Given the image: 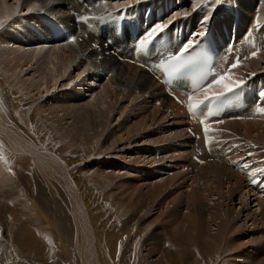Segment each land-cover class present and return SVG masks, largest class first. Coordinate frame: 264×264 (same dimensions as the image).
I'll return each mask as SVG.
<instances>
[{"label":"bare ground","instance_id":"1","mask_svg":"<svg viewBox=\"0 0 264 264\" xmlns=\"http://www.w3.org/2000/svg\"><path fill=\"white\" fill-rule=\"evenodd\" d=\"M120 1L122 0H104L103 3H100L98 5L97 2H94L93 4H91L92 0H77V2H75V0H15L16 3L15 4L12 3L13 6L12 5L10 6L11 3L9 4L8 0H0V19L1 17H3L4 19L5 16H9L10 14H12V12H14V14H17V10H19L20 12L22 10H27L26 14L29 17H32L34 15L46 14V15H49L48 19L50 20L49 24H47L46 22L44 23L42 21L43 19H40L39 21L34 22V24L40 25V29L38 31L33 30V33L35 36L32 33L31 39L36 40L38 42L37 44L43 47V49L40 50L39 53H36L37 51L23 52L24 50L22 51L23 49L22 47H20L21 50L16 49V48H11L10 45L16 46L18 43H20L19 41L21 40L15 41L14 39L15 37L10 35L9 33H8L9 37L5 36L1 38L2 40L1 44L3 43V45L8 46L7 49L8 50L10 49V50L9 51L6 49L1 50L0 58L1 60L4 61V63H8V69L11 71L12 73L11 75L16 76V72L18 71V68L20 67L19 66L16 68V65L21 64V63H25V65L30 66V68L34 67L33 71L35 68L38 69V71H40L38 78L36 77L35 79L33 76V79L27 82H24V83H30L31 85H34V86L29 87L28 89L29 90L32 88L39 89L37 91L40 94L43 92L42 90H40L41 87L42 86L46 87V91L48 95L51 93L50 92L51 90L49 88L57 90V91L58 89H61L64 91V89H68L70 87V84L72 82L74 83L76 81L74 84H72V85H75V88H73L71 92L67 91L66 94H64L63 96H59L58 94H53V93L50 94L49 96H51L50 98L52 99V101L49 105L46 104L49 107V109L47 108L46 105L44 106V104H42L40 105V111L44 112V109L47 108V110L50 111L49 113L54 115L58 110L51 109V108L55 106H58V105L63 106V107H60L62 111H65V109L66 110L70 109L71 111L68 112V115L71 116V119L69 120H72V121L70 122L68 119L66 120V122L68 121L66 124L69 126L67 128L63 125L64 127L62 130H64L63 132L64 139L67 141L69 140V143L71 145L77 146L78 150L80 149L82 152L88 148L89 152L91 153V154H87L88 156H91L94 153V157H95V149L97 148H100L99 149L100 152H104L102 151L104 149L105 151H107V154L104 155L106 157L100 160L89 162V163L86 162L87 160H84V161L81 160L82 157H80V159H75L76 162L74 163V166L75 167L80 166L78 170L77 181L73 179L72 177L73 173L70 171L69 166H67L68 163L66 161H62L60 158L61 163L58 164L56 162L55 164H58V165H55L54 162H52V160L51 161L49 160L50 158L47 159V157L43 155L42 156L39 155L41 156L39 157L38 154L34 152V154H37L35 155L36 161L41 166L40 172L43 173V175H46V173H50L52 177H56L57 175L56 178H59L58 176H60L61 178L63 177V180L66 183L65 186H67V188H69L68 190H70L73 193L72 198L70 197L72 199L71 207H72V213H73V222L76 223L75 225L76 229H81V231L80 230H77V231L81 232L82 234L84 231H86L85 234L86 236H88L87 230L93 229L92 230L93 235L89 233L92 235V237L89 238L90 240L88 239L87 241H85L86 250H84L85 243L83 241L81 242L79 240L80 243L78 244L80 245L79 247L76 246L78 247L77 253H79L81 260L82 261L88 260L89 263L94 262V259L92 260L90 256V254L92 253L91 245L92 246L95 245L96 240H97V235L99 233L95 234L92 222H91L92 227H90L89 225L90 221L88 220V215H86L85 210L83 209V205L81 206V201L83 203V199H84L81 196L82 195L86 196V192H85L86 186L84 185L85 184L84 177L86 175L88 176L87 179L91 177L88 181L93 182L95 184V189H96L95 191H98V189L100 191L102 189L100 186L103 183L105 184V182H107L106 185H108L110 188L111 182L113 183L118 179L123 180L125 175L129 174V169L126 170L127 168L126 164L128 163L126 159L129 154H126L125 152H123V150L128 148L130 145L132 146V144H129L126 141L127 143L126 142L124 143L125 145L122 146L121 151L120 149H118L119 147L118 143L122 142L123 140L122 138L125 135L128 134L130 138L135 139V141L138 140L139 142L144 137H148V135H144L145 131L151 128L153 124L161 120H164V123H165L164 133L168 134L169 143L167 147L165 148H160V149L157 148L158 151L162 154H165L166 156L170 152L169 154L170 157L171 156L176 157L175 158L177 159L176 165L179 166L178 164H180L179 169H181V171L182 169H185L186 164H188V159L191 158L192 152H193V155H195L197 158H199L200 156L197 151L191 149V144H192L191 137H189L186 134L183 128L184 121H185L183 114L181 113L180 109L177 108L178 106L174 104L167 95L164 94V92L161 89V86L158 85L155 81H153L152 78L149 75H147V73L144 72L143 70L133 65H130L129 63L126 64V63L120 62L117 60L115 56L111 54V50H114L122 58H131V56L128 55L127 53L128 50H125V52L121 55L122 51L119 50L117 47H114V46L105 47V43H111L112 45H116V42L119 41L117 38L116 30L120 28V25L116 26L114 25V23H109L108 21L114 20L116 17H121L119 19L122 22L123 14L126 13L128 17L127 19L128 25L132 27V31L129 32L128 36L133 41L132 39L133 36L141 30V27L137 25V21L140 19V15H139L140 10L145 7L148 10H150L152 7L156 8L157 3H161L163 5V12L164 13L168 12V16L170 15L171 11L174 10L175 12L173 16L171 15V17H169L168 19L166 18V22L164 24H169L170 21L175 20L170 25L172 30L179 29L180 31L183 32V27H185L189 32H192L195 29V25L191 23L193 22V18H195V20L196 19L199 20L205 17H209V18L213 17L215 15V12L222 9L223 6L225 7V4L227 3L228 0H221L220 4L213 3V0L209 2H206L208 0H194L193 5L197 3H199V5L204 4L208 7L209 12L207 14L202 13V14L192 15L191 17H189L190 15H187L185 17L184 14L181 12L180 18H178V13L181 11V8L178 9L179 7H177V4H176V7H173L174 4L170 2L169 0H140L139 3H137V0H126V2H121L119 4ZM146 2L148 4H146ZM230 2L231 4H235L236 6L235 8L236 17L239 22V26L237 27V29L240 32H241L242 27L250 24V19L253 17L258 7H260V13L258 16L261 17L264 14V0H231ZM86 3H87V6H85ZM184 4H185V1L182 0V7L184 6ZM91 6H95L94 10H89L88 7H91ZM71 9L78 10V14L81 13L83 15L97 16V17L103 16L105 17V19L103 21L89 20L86 24H84L78 21L75 15H71ZM110 9H113L114 11H108ZM225 9L229 10V8H225ZM109 15H111L112 17L108 18ZM233 19L234 18L232 15L225 16L224 14L223 18H219L218 16H215V19L213 21L214 30L216 29L218 33L221 36H223V33H224L223 27L225 26L227 28V31L230 32V29L233 28L232 26V24L234 23ZM14 22H16V19L15 21H13V23ZM158 22H161V19H158V18L155 19L153 24L158 23ZM8 26L10 25L8 24ZM79 31H84V33L88 34V35L86 34L87 35L86 40H84L83 38L85 34L78 33ZM14 32L16 33L15 35L20 37L21 35L19 32L23 33L24 30H20L19 32H16V31ZM67 36L71 38L73 37H80V38L75 39V43H72V42H69V40H66ZM138 37L139 36H136L135 39H137ZM80 39H82L83 41H80ZM8 40L11 42H9ZM94 42H99L102 48L101 52H98L97 50L92 48V43ZM29 48L30 47H28V49ZM138 49L139 48L136 47V52L134 53L133 56L139 57ZM27 56L29 57V60L26 59ZM263 64H264V52H262L259 55V58H250L247 63L244 62L240 67L232 71H235L241 76H248L249 72L262 73L264 72V67H262ZM2 65L1 67L3 68L4 66ZM35 66H38V67H35ZM20 71H22V69ZM74 71H76L77 73L75 74ZM93 74L95 75V78L98 80V82L99 81L102 82L100 86L99 84L90 81V80H94ZM15 78L18 79V76H16ZM65 83H68V84L65 85ZM59 85L61 86L60 88L57 87ZM83 86L90 88V90H87L88 92H85V90L83 89ZM92 86H95L96 88ZM97 89L100 90L99 94L95 95L94 97L92 94ZM90 92L91 94L87 97L91 96V98L94 97L95 99L91 100L89 103L84 101L83 96L81 97L80 95H78L79 93H83L84 95ZM46 97L48 99V96ZM66 98L68 100H66ZM83 102H85V104ZM68 103H72V104L67 105ZM121 104L125 106V109L121 108ZM1 115L2 114H0V116ZM116 115H120V118H123L124 116H126V118L128 119L130 117L139 118L136 126L134 125L132 126L131 129H127L126 130L127 133H125L123 137L120 139H117L116 137L118 135L117 133L124 131V130L120 129L119 128L120 125H119L118 126L119 130L116 131L115 130L116 127L113 128L112 122H111L112 116H116ZM2 125H3V121L0 120V133H1ZM122 125L123 124H121V127ZM229 127L233 131L235 130L236 134L237 133L241 134L244 137L251 138L252 141H254L252 142L253 147L250 146V149L257 148L258 146L259 148L264 147V124L263 123H260L257 121L242 122V121L235 120L234 122L229 123ZM3 128L5 130L6 126H3ZM12 137L14 138V134ZM148 138L150 139L149 142L152 143L151 144L152 146L150 148L148 147L145 149L148 151L149 156L152 157L151 159H155L156 157H153L154 152L151 151V149L156 148L155 147L157 146L156 142H159V140H158V137L156 136H151ZM9 140L12 143L13 147H16V148L18 147L17 143H14V141L11 139ZM241 140H243L242 137L240 138V141ZM245 140L249 142L247 139ZM80 147H83L84 150ZM20 149L21 147H19V151ZM30 149L25 148L26 152L25 151L22 152V154L23 153L25 154L19 157L21 158L19 160L24 161V160L29 159L31 160V162H33L32 157H31L32 154L30 155L31 153ZM132 149L133 148H131L128 151L131 154H133ZM145 149H140V152L138 153L139 156H137V160L144 157L145 154H143V151ZM42 151H43L42 153H45L44 150ZM81 151L77 153L81 154ZM210 151L211 153L209 154L204 152L202 156L204 155L203 156L204 158H206V156L217 158L218 156L222 154V151L220 148L218 149L213 148V149H210ZM42 153L40 151V154ZM26 154L28 155L25 156ZM49 155L52 156L50 153ZM150 157L145 156V158L148 159V162L147 161L145 162H147L148 165L149 164L153 165L151 167L148 166L149 171L146 170L145 176L147 177V180L149 176L148 173L150 171L155 172V173L157 172L161 173V169H162V167L157 166L154 160L149 161ZM170 157H168L169 160H171ZM129 160H131V163L136 162L135 158L130 159L129 157ZM65 164L67 167H65ZM137 164H138V161H137ZM191 165L194 168H196L195 164H191ZM29 166L30 165H23V166L21 165L20 168L26 169V168H29ZM82 166L83 168H81ZM111 166L115 167V169L112 168V170L110 171L111 172L110 174L107 172V170L109 169V167L111 169ZM121 166H123V168H121ZM75 167L74 169L73 168L72 169L75 170ZM230 169L231 168L226 166L223 162L214 161L213 165L206 164L204 168L201 167L199 169L195 177L194 176L190 177V180H191V185L189 184L190 190L187 191V196H186L188 199L187 200L188 201L187 210L190 212H187L186 215L184 214L183 219H182V216H179L178 208H177L178 206L175 207V209H173V211L169 213L168 215L164 212L165 210L163 208V204L165 203V200L174 193V191L172 192L169 191L170 188L176 185H178V188L175 187V189L183 188V185L185 184V177L187 175L185 177L182 176L181 178H177V176L173 175L175 177L168 178L164 180L163 182L158 183L157 185H155L156 183L153 185L151 183V185H148L151 189L149 192H146V193H143L141 189H139L141 191V194H138L137 197L133 201H131L132 205H129L127 207H122L123 209H120L123 216L126 217L124 225L126 227V230H128L129 233L134 231V229H136L135 226L137 225H138V231L146 230L148 232V234L146 235V240L144 244L145 246L144 248L146 250L145 258H146V261H148V264H176L175 260H182V262L183 260H186L187 262V261H190L191 257H195V260H196V258L199 257L200 255H201L200 257H202V260H203L204 258L207 257V254L214 252L213 247L215 248L216 250L215 252L217 253V251H219L220 249L221 242L211 236L210 238L213 239L211 240L212 242L206 239V237H209L210 234L207 232L208 230H206L205 232L206 225H207L205 223L206 221H204L203 223V220H204L203 218H205L204 215H209L210 217L213 218L212 209L210 211L208 210L210 213L208 211L205 212L207 210V209L205 210L206 206L207 207L211 206L210 204L212 203L209 204V202L211 201L218 202L216 206H219V208H221L220 206L227 200L231 202L233 201V198L238 197L240 200L239 206L241 207L239 210H235L236 218L238 217L237 218L238 220L237 219L236 220L240 221L239 217H242L244 218V222L245 223L247 222L246 225L250 223L251 221L252 222L251 226L254 229L253 231H250V233H248V230H247L246 236L252 237L254 234H261V235H258V237H260V239L264 241V205L260 200L255 198L252 202H257L256 206L259 208L257 210L255 209L256 211H254L257 214H252V213L249 214L247 212V209L250 207L249 206L250 203H252L251 198L253 197L252 195L249 194L247 190H244L246 188L245 186L246 183L244 182L243 177H241L239 173H237L236 171L234 170L232 171ZM82 170H84L83 172L84 175L81 172ZM114 170H118L119 172L120 171L123 172V170H126V172L125 173L123 172V174H120L118 172L120 175L118 174L119 178L117 179V177H115ZM70 173H72V175ZM60 174L63 176H61ZM183 178H184V181H183ZM73 180L75 181V183H77V185L79 184V187H78L79 189L73 186L74 185L72 184ZM129 181L131 180L129 179ZM98 183L100 184V186ZM126 183L128 184V181L121 183V185L120 184L118 185H120L121 187V186H125ZM129 185H131V183ZM87 187H88V184H87ZM138 187L141 188V186H138ZM135 190H137V188ZM108 192H109L108 194H111L112 191L110 190ZM69 193L70 192H68V194ZM93 193H94V189H93L92 194ZM161 197H163V199H160ZM211 197L215 199L211 200ZM15 198H16V194L9 196V199L11 201L15 200ZM220 200H222L221 201L222 203L220 202ZM171 203H174V201H172ZM4 205L5 203L2 202L3 208H4ZM16 205L20 207L17 209H20L25 216L28 215L27 217L30 218L29 214H31V211H32L31 205H29L26 201H23V204L22 202L18 201ZM151 207H154L155 210L160 213L159 216L157 217L158 219L161 218L160 221H162L165 218L164 215L166 214L167 218L169 219H164V222L168 224V227L165 225H162V226L155 225L157 224V222H153V223L147 222V215H149V213L151 212L150 211ZM168 208H169V205L167 209ZM203 209L205 211H203ZM26 210H28L29 213H24ZM218 210L219 211H217V213L214 214V216H216L215 218L218 219L220 217V219L222 218L221 220H223L225 216H228V214L224 210H221V209H218ZM204 212L206 214H204ZM231 213L233 214V212ZM122 214L120 213V215ZM206 218L208 217L206 216ZM169 225L171 226L172 230L171 229L168 230ZM154 227L156 229H154ZM202 227L204 230L201 232L200 229H202ZM225 227L227 228V225ZM24 228H26L27 230H30L25 225H24ZM27 230L24 229V232H26ZM198 231H200L202 234L200 238H199L200 234L196 233ZM27 232L24 235H26ZM43 232L44 231H40L39 233L40 239H42V241L36 239V237H33L32 234L29 236L28 238L29 247H31L32 244H36L38 248L46 244V241L48 238L46 239L45 234ZM196 234H198L197 237L201 241L198 240L199 242H197ZM92 238H93V244H90L92 241ZM108 238H110L111 240V237H108ZM108 238H107V243L109 240ZM114 239H116V237H114ZM235 239L236 238H234L233 240ZM110 240H109V243H111ZM109 243L108 245H110ZM212 243L214 245H212ZM116 244L114 242L113 245H116ZM203 244H209V246H206L204 248L207 254H204L201 251V245ZM112 246L110 245V248ZM261 247L262 248L259 249V252L262 255H264V244L261 245ZM37 248L33 250L35 251ZM70 248H72V246ZM144 248H143V251H144ZM196 248L198 249V254H197ZM181 250L186 252V254H183ZM37 251L39 252V250ZM179 252L182 254V256L178 255ZM41 254L45 255L44 253H40V255ZM210 255H213V254H210ZM100 256L102 257V255ZM94 258H95V254H94ZM151 258H153V260L150 261ZM261 264H264V261Z\"/></svg>","mask_w":264,"mask_h":264},{"label":"rangeland","instance_id":"2","mask_svg":"<svg viewBox=\"0 0 264 264\" xmlns=\"http://www.w3.org/2000/svg\"><path fill=\"white\" fill-rule=\"evenodd\" d=\"M169 1L174 4L173 7H176V4H177V7H179L178 9L181 8V11L178 13V18H180L181 12L183 14L187 12L188 15H190L189 17H191L192 15H197V13L192 10L194 0H191V3H189L190 2L189 0H187L188 1L187 3L184 0L185 4L183 6V9H182L181 0H169ZM209 1H212V0H208L206 2H209ZM230 1L231 0L227 1V3L225 4V8L230 7L229 6L231 5ZM75 2H77V0H75ZM8 3L9 4L11 3L10 4L11 6L12 3L15 4L16 2L15 0L14 1L8 0ZM208 12H209V9H208ZM26 13H27V10H22L21 12L17 10V14H14V12H12V14L9 15L11 16L10 20L8 18L9 16H5V18L7 17L8 19L7 18L3 19V17H1L0 20H4L6 22L4 23L3 27H0V52L3 49L8 50L7 49L8 46L3 45V43L1 44V41H2L1 38L5 36L9 37L8 33L12 35L13 37H15L14 38L15 41L21 40L19 41L20 43H18L20 44L19 48H16V49L21 50L20 47H22L23 48L22 51L24 50L23 52L37 51L36 53H39V51L43 49L41 45L37 44L38 42L36 40L31 39L32 32L29 28L24 27L25 25L23 26V24H19V27L21 25L20 30H24V32L23 33L19 32L21 33L20 37L15 35L16 33L14 31H18V30H15L17 27L16 24L18 22L22 20L26 22H33V23L36 21H39L38 20L39 15H34L32 17H29ZM170 14L173 16L174 10L171 11ZM171 15H169L167 19L171 17ZM15 19H16V22L13 23ZM193 21H195V18H193ZM8 24L10 26H8ZM25 32H28V33H25ZM78 33L85 34L83 38L84 40H86V37L88 35L87 33H84V31H79ZM28 47H31V48L28 49ZM26 59L29 60V57L27 56ZM21 64L16 65V68L20 66L18 68V71L16 72V76H18V79H19L18 80L15 78L16 77L15 75L14 76L11 75L12 73L8 69V63H4V61L1 60L0 58V99L3 101V104L0 103L1 105L0 107H2L0 108V114H2L0 116V120L3 121V125L1 127V133H0V264H81V263L82 264H148V261H146V258H145L146 250L144 248L146 235L148 234V232L146 230H140L141 232L138 231V225H137L135 226L136 229H134V231L129 233L128 230H126V227L124 225L126 217L123 216L120 209H123L122 207H127L129 205H132L131 201H133L137 197L138 194H141V191L143 193L149 192L151 188L148 185H151V183L152 185L155 183H156L155 185H157L158 183H161L168 178H173L175 176H177V178H181L182 176L185 177L187 175L185 177V184L183 185L184 189L183 188H180L181 190L175 189V187L178 188V185L173 186L172 187L173 189L170 188L169 191L170 192L174 191L173 193L174 195L172 194L169 198H167L165 200V203L163 204V208L165 210L164 212L168 215L169 213L173 211V209H175V207L178 206L177 208H178L179 216H182V219H183V215L184 214L186 215L187 212H190L187 210L188 208L187 200L188 199L186 197L187 191L190 190L189 189V186L191 185L190 177L192 176L195 177L201 167L204 168L206 164L213 165L214 161L206 162L203 165H200L199 167L196 166L197 168L196 170V169H193L194 168L193 166H191V158H190L188 159V164H186L185 169H182L181 171V169H179L180 164H178L179 166L176 165L177 164L176 162L177 159H175L176 157L171 156L172 157L171 158L169 156L170 152L166 156L165 154H162L158 151V149L160 148L167 147L169 143L168 134L164 133V128H165L164 120H161L153 124L151 128L145 131L144 135H148V137L156 136L158 137V140H159V142H156V145H157L155 146L156 148L151 149V151L154 152L153 157H156V158L151 159L152 157L149 156L148 151L145 149L148 147L150 148L152 146L151 145L152 143L149 142L150 139L148 137H144L139 142L138 140L135 141V139L130 138L128 134L123 137V135L127 133L126 131L127 129H131L132 126L134 125L136 126L139 118L130 117L128 119L126 118V116H124L123 118H120V115L112 116V120H111L112 127L113 128L116 127L115 129L116 131L119 130V128L124 130V131L118 132L117 134L119 136L118 135L116 136L117 139H120L123 137L122 142L118 143V146H119L118 149H120L121 151L122 146L125 145L124 143L126 141L129 144H132V146L130 145L128 148L123 150V152H125L126 154H129L127 159L125 158L126 161L128 162L126 164L127 165L126 170L129 169V174L126 173L127 174L125 175L126 178L124 177L123 180L118 179L119 175L123 174V172L125 173L126 170H123V172L114 170L115 177H117L118 180H116L113 183L111 182L110 188L108 185H106L107 182H105V184L103 183L101 186L98 183L99 186L102 188L100 191L99 189L98 191H95L96 190L95 184L93 182L88 181L91 177L89 179H87L88 178L87 175H86L87 177L86 176L84 177L85 184L84 182L83 184L86 186V189H85L86 196L85 195L81 196L82 198H84L83 203L81 201V206L83 205V209L85 210L86 215H88V220L90 221L89 223L90 227H92L91 225V222H92L95 234L96 233L97 234L99 233V234L97 235V240H96L95 245L93 246L91 245L92 255L90 254V256L92 260L94 259V262L89 263L88 260L82 261L79 256V253H77L78 247L80 245L78 244L80 243L79 240L85 243V241H87L90 237H92L93 229L87 230L88 236H86L85 234L86 231L83 232V234L86 237L81 232L77 231V230L81 231V229H76V226H75L76 223L73 222V213H72V207H71L72 205L71 198L73 196V193L70 190H68L69 188H67V186H65L66 183L64 182L63 177L61 178L60 176H58L59 178H56L57 175L56 177H52L50 173H46V175H43V173L40 172L41 166L37 163L35 155L38 154V156L43 155L47 157V159L50 158L49 160L50 161L52 160L54 164L56 162L58 164L61 163L60 158L62 161H66L68 163L67 166H69V169L73 173V175L72 173L70 174L72 175L73 179L77 181L78 170L80 166H76V167L74 166V163L76 162L75 159H80V157H82L81 160L83 161L87 160L86 162L89 163V162L100 160L106 157L104 155L107 154V151H105L104 149L102 150L104 152H100L99 151L100 148H97L95 149V157H94V153L91 156L87 155V154H91L88 148L84 150L83 147H80L86 153L84 151L82 152L80 149L78 150L77 146L71 145L69 143V140L67 141L64 139V135H63L64 130H62L64 126L66 128L69 127L66 124L68 122V121L66 122V120L71 119V116L68 115V112L71 110L65 109V111H62L60 107H63V106L61 105L51 108V109L58 110L54 115L50 114L49 113L50 111L47 110V108L49 109L47 105H49L52 101V99L50 98L51 96L49 95L53 93V94H58L59 96H63L64 94H66L67 91L71 92L72 89L75 88V85H72V84H74L76 81L70 84V87H69L70 89L69 88L64 89V91L61 89H58L57 91V90L49 88L51 90L50 91L51 93L49 95L47 94L46 87L42 86L40 90H42L43 92L40 94L37 91L39 89H36V88H32L30 90L28 89L29 87L34 86V85H31L30 83H24V82H27L33 79V76L35 79L36 77L38 78L40 71H38V69L36 68L33 71L34 67L30 68V66H26L25 63H21ZM1 65L4 66L3 68H5L7 71L3 69ZM35 67H38V66H35ZM262 67H264V64L262 65ZM21 69L22 71H20ZM74 73L76 74L77 72L74 71ZM90 81L99 84V86L102 83L101 81L98 82V80L95 78V75H94V80H90ZM67 84L68 83H65V85ZM57 87L60 88L61 86L59 85ZM92 87H95V86H92ZM83 89L85 90V92H88L87 90H90V88L84 87V86H83ZM99 91L100 90L97 89L95 92H93L92 95L95 97V95L99 94ZM90 94L91 92L84 94V95L83 93H79L78 95H80L81 97L83 96L84 101L89 103L91 100L95 99L93 96H92L93 98H91V96L87 97ZM45 95L48 96V99ZM66 100L68 99L66 98ZM83 103L85 104V102ZM42 104H44V106L47 104L46 105L47 108L44 109V112L40 111V105ZM71 104L72 103H68L67 105H71ZM121 108L125 109V106L121 104ZM2 109L4 113H2L3 112ZM5 114H9L11 118L10 122L4 119L3 115ZM69 121L71 122L72 120H69ZM121 124H123L122 125L123 128L121 127ZM119 125L120 127L118 128ZM3 126H6L5 130ZM13 134H14V138L12 137ZM8 138L13 140L14 143H17L18 147L17 148L13 147L12 143L10 142ZM242 139L248 145L253 147L252 142H247L244 138ZM19 147H21L20 151H19ZM25 148H28V149L31 148L30 155L32 154L31 157H32L33 162H31V160L29 159H28L29 161L19 160L21 159L19 157L25 154V153L22 154V152L24 151L26 152ZM131 148H133L132 149L133 154L128 152ZM140 149H145L143 151V154L145 155L143 158H140L137 160V156H139L138 153L140 152ZM39 150L41 151V153L43 152L42 150H44L45 153L40 154ZM79 151H81V154L77 153ZM34 152L37 154H34ZM49 153L52 156H50ZM27 155L28 154H26L25 156ZM145 156L150 157L149 161L154 160V162L157 164L158 167H162L161 173L159 172L160 174L158 172L155 173V172L150 171L148 173L149 175L148 180H147V177L145 176L146 170L149 171L148 168L153 165H150V164L148 165L147 163L148 159L145 158ZM129 157L130 159L135 158L136 162L131 163V160H129ZM168 157H170L171 160H169ZM137 161H138V164L140 163L139 165L137 164ZM58 164H55V165H58ZM21 165L22 166L30 165V166L29 168H26V169L23 168L24 169L23 170L20 168ZM67 166L65 164V167ZM74 167H75V170H73ZM81 168H83V166ZM112 168L115 169V167L111 166V169L109 167L107 172L111 174L110 171L112 170ZM121 168H123V166H121ZM81 172L84 175L83 173L84 170H82ZM129 179L131 181H129ZM74 180L72 182V184H74L73 186L79 189L78 188L79 184L77 185V183H75ZM61 181H63L64 183ZM127 181H128V184L126 183L127 185L125 184V186L120 187L121 183H124ZM183 181H184V178H183ZM130 183L132 186L129 185ZM87 184L89 188L87 187ZM138 186H141V188ZM134 188L135 189L137 188V190H135ZM93 189H94V193L92 194ZM139 189H141V191ZM67 190L68 192H70L69 193L70 195L68 194ZM88 190H90L91 193ZM110 190L112 192L111 194H108L109 193L108 191ZM244 190H247V189L245 188ZM13 194H16V198L15 200L11 201L9 199V196ZM163 197H161L160 199H163ZM212 199L214 200L215 198L211 197V200ZM254 199L255 197L251 198V202ZM18 201L22 202V204H23V201H26L29 205H31L32 211H31V214H29L30 218L27 217L28 215L25 216L20 209H17V208H20L16 205ZM172 201H174V203H171ZM221 201L222 200H220V202ZM2 202L5 203L4 208L2 206ZM217 203L218 202L211 201L209 202L211 206H208V207L206 206V208L204 207L205 210L207 209L206 211L203 209V211L205 212H207L208 210L210 211L211 209L213 210L212 211L213 218L210 217L209 215H204L205 218H203L204 220L203 219L202 220H203V223L204 221H206L205 223L207 224L205 232L206 230H208L207 232L210 234L209 237H206V239L212 242L211 240L213 239L210 238L211 236L221 242L219 251H217L216 253L215 252L216 250L213 247V251L215 253L213 252L210 254H213L214 256L207 254L204 248L206 246H209V244H203L201 245V251L204 254H207L206 258L202 260V257H200L201 255L200 256L198 255L199 257L196 258L197 261L195 260V257H191L192 259V260L190 259L191 263L190 261L186 262V260H183V262L182 260H175L176 264H261L264 261V255H262L259 252V249L262 248L261 245L264 244V241L260 239V237H258V235H261V234H254L252 237L246 236L247 230H248V233H250V231H253L254 229L251 226L252 224L251 221L250 223L247 224L248 226L246 225L247 222L245 223L244 218L242 217H239L240 221H237L238 217L236 218L235 210H239L241 207L239 206V203H240L239 198L238 197L233 198V201L231 202L227 200L220 206L221 208H219V206H216ZM256 204L257 202L250 203L249 205L250 207L247 209V212L249 214L250 213L257 214L256 212H254L259 208L256 206ZM168 205H169V208L167 209ZM232 208L233 209L235 208V209L233 210ZM150 209H151L150 210L151 214L149 213V215H147V222L148 223L157 222V224L155 225H159V226L165 225L168 227V224L164 222V219H169L167 218L166 214L164 215L165 218L163 217L164 219L160 221L161 218L160 219L157 218L160 213L156 211L154 207H151ZM218 209L224 210L228 214L229 217L225 216L227 218L224 217L223 220H221L222 218L220 219V217L218 219L215 218L216 216H214V214L217 213V211H219ZM27 211L28 210H26L24 213H29V211L28 212ZM230 211L233 212V214ZM205 212L204 214H206ZM120 213L122 215H120ZM206 216L208 218H206ZM225 224L227 225V228L225 227L226 226ZM24 225L27 226L30 230H27L26 228H24ZM24 229L29 231V232L26 231L27 232L26 235H24L26 233L24 232ZM154 229L156 228L154 227ZM169 229L172 230L170 225H169L168 230ZM203 230L204 229L202 227L200 231L202 232ZM40 231H44L43 233L45 234L46 239L48 238L46 241V244L38 248L36 244H32V246L30 245L31 247H29L28 238L31 234L33 237H36V239L42 241V239H40V236H39ZM200 231L196 232L200 234L199 238L202 235ZM89 233H91L92 235ZM197 235L198 234H196V239H197V242H199L198 240L200 239H198ZM106 237L107 238L111 237L112 241L110 240V238H108L110 242L112 243V244L109 243V240H108V243L111 246L114 244V242L115 244L117 243L116 245L112 246L113 249L112 247L110 248V245H108ZM114 237H116V239H114ZM93 238L90 244H93ZM234 238L236 239L233 240ZM212 245L214 244L212 243ZM71 246L72 248H70ZM35 248H37L35 251L39 250V252L38 251L35 252L33 250ZM143 248H144V251H143ZM84 250H86V243H85ZM181 252L183 254H186V252L182 250ZM40 253H44L47 256L43 254L40 255ZM93 253L95 254V258H94ZM197 254H198V249H197ZM100 255H102L103 258ZM178 255L182 256L180 252ZM78 256L80 259L78 258ZM151 260H153V258H151L150 261Z\"/></svg>","mask_w":264,"mask_h":264},{"label":"snow or ice","instance_id":"3","mask_svg":"<svg viewBox=\"0 0 264 264\" xmlns=\"http://www.w3.org/2000/svg\"><path fill=\"white\" fill-rule=\"evenodd\" d=\"M122 2H126V0H122ZM139 2L140 0H137V3ZM213 3L220 4L221 0H213ZM199 7V3L194 4L192 10L196 11ZM187 15L188 13L185 12L184 16L186 17ZM119 18L121 17H116V19ZM80 19L84 22H88L89 20L103 21L105 17L85 15ZM208 19V17H205L202 20V23L207 24ZM173 22L174 21H170L169 24H164L163 22H161L154 25L138 41V50H143L146 48V46L152 44L170 27L171 23ZM4 23V20H0V27H3ZM206 34L207 32L197 33L194 38L190 39L182 47H180L178 52L168 56L164 63L160 65L162 71L166 75V83H170L173 80L181 81L182 78L188 77L189 73L192 70L190 67V65L192 64V57L190 55V52L199 46L197 44V39L204 37ZM71 42L75 43V37L72 38ZM252 47L255 49V51H253L250 56H245L243 59L259 58L262 49L257 48L254 43L252 44ZM146 66L147 65H142V67ZM240 66L241 58L237 57L235 59V62L231 63L230 67L226 71H216L210 69L209 71L205 72L195 83L193 94L188 96L187 109L189 113L196 114L197 111L201 110L202 108L210 109L212 106H218L226 98L233 96L239 90L243 89L246 86L245 81L238 80L232 75V70ZM208 77H211V79H208ZM205 80H207V83H204ZM259 111L264 112V108H260ZM200 114L202 115L203 112H201ZM205 134L207 135V128H205ZM261 171L264 172V170Z\"/></svg>","mask_w":264,"mask_h":264}]
</instances>
